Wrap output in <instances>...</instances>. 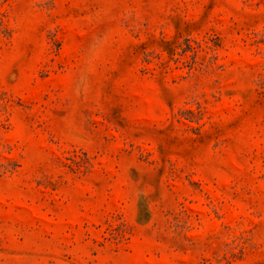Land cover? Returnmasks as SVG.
<instances>
[{
    "label": "rangeland",
    "instance_id": "rangeland-1",
    "mask_svg": "<svg viewBox=\"0 0 264 264\" xmlns=\"http://www.w3.org/2000/svg\"><path fill=\"white\" fill-rule=\"evenodd\" d=\"M0 264H264V0H0Z\"/></svg>",
    "mask_w": 264,
    "mask_h": 264
}]
</instances>
